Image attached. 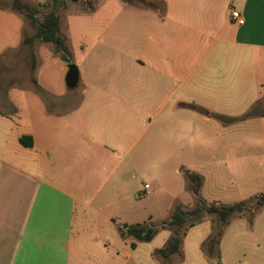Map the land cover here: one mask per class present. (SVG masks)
Masks as SVG:
<instances>
[{
  "label": "crops",
  "instance_id": "1",
  "mask_svg": "<svg viewBox=\"0 0 264 264\" xmlns=\"http://www.w3.org/2000/svg\"><path fill=\"white\" fill-rule=\"evenodd\" d=\"M152 1L154 8L123 1L97 36L119 48L120 71L111 82L86 94L88 84L78 78L66 87L82 93L48 96V108L27 109L26 123L0 100V264H80L83 257L92 264H153V252L117 230L142 223V210L128 204L135 193L150 194L141 185L146 174L171 198V211L181 193L172 177L185 170L201 176L198 195L207 203L264 191V116L226 123L199 109L236 117L257 101L264 108V0ZM232 9L243 24L230 19ZM138 13L147 15L149 29L132 54L130 21ZM34 42L22 38L19 48L32 76ZM144 68L155 76H130ZM164 109L144 125L151 133L143 137L142 114ZM22 135L31 137L30 146L19 142Z\"/></svg>",
  "mask_w": 264,
  "mask_h": 264
},
{
  "label": "rangeland",
  "instance_id": "2",
  "mask_svg": "<svg viewBox=\"0 0 264 264\" xmlns=\"http://www.w3.org/2000/svg\"><path fill=\"white\" fill-rule=\"evenodd\" d=\"M36 8L37 18L50 10H54L59 17L60 33L67 35V45L70 51V62H66L59 57V51L51 43L34 42V52L36 55V69H30V59L28 53L21 46L22 38L31 34L28 20L22 13L10 7L12 0H0V66L4 64L0 74V100L3 101L2 109H19L22 121L26 123L27 109L40 111L48 108L44 99L52 94L78 95L82 93L80 87L68 89L64 83V76L69 65H75L78 70L79 80L86 82L88 86L84 89L86 94L92 91V85L105 84L118 76L120 67L119 48L111 49L104 42L97 41V36L105 31L106 24L110 19L119 16V11L123 8L122 0H97L95 3L89 0L70 1V0H21ZM92 3L93 9H90ZM104 3V5H101ZM112 9V11H110ZM140 13L134 15L129 30L135 32L128 36L132 41V49L128 53L136 52V45L140 44L146 29V20ZM155 20L158 19L155 18ZM165 23V21H162ZM137 24V25H136ZM68 32V34H67ZM106 41V39H105ZM167 44V42L162 41ZM175 43L172 42V45ZM116 49V50H115ZM176 54H179L178 52ZM126 60V57H124ZM191 62V55L186 58V62ZM130 76L142 78L155 76L149 68L143 70L132 69ZM31 77L36 81L34 84ZM80 86V85H79ZM82 87V86H81ZM172 100L167 102L169 106ZM162 103V102H158ZM165 113L162 111L145 112L141 116L143 122L139 133L143 137L150 136L151 130L145 128L149 122L159 119ZM186 125V120H181ZM188 144H191V136L184 134ZM163 138V137H162ZM191 161V159L187 160ZM259 160L256 161L258 165ZM260 171L264 177V162L259 163ZM188 167V166H186ZM184 169L182 166L180 170ZM191 171V169L189 170ZM181 174L179 179L174 175L172 178L176 182L179 180L181 193L175 197L176 205L185 209L191 208L187 205L191 196L193 202L195 197L189 189V180ZM141 185H149L150 194L138 198L135 193L130 198L128 204L131 208L142 210V223L159 227L166 223L171 215L169 204L171 198L164 190H156V183L152 182L150 175L142 176ZM164 189V188H163ZM261 192H248L229 196L224 203H234L243 199L254 197ZM204 199V198H202ZM193 206V205H192ZM127 224V223H126ZM217 226V222L212 216L203 222L188 228L183 237L178 253L163 258L155 253L157 247H161L170 237L168 229H159L157 234L150 241L141 242L146 251L152 253L151 262L153 264H264V206L257 210L252 218L247 213L240 217H233L222 228V235L219 239L216 252L211 255L203 250L202 242L211 232L212 226ZM80 264H92L90 258L83 257ZM71 264H77L72 261Z\"/></svg>",
  "mask_w": 264,
  "mask_h": 264
},
{
  "label": "trees",
  "instance_id": "3",
  "mask_svg": "<svg viewBox=\"0 0 264 264\" xmlns=\"http://www.w3.org/2000/svg\"><path fill=\"white\" fill-rule=\"evenodd\" d=\"M61 1V0H56ZM80 1V0H70ZM92 3L97 0H89ZM126 3L140 4L150 7H156V3L152 0H123ZM90 9L92 10V3ZM94 2V3H95ZM11 6L13 9L19 11L28 20L30 26L34 29V34L27 35L23 38V43L31 45L35 40L43 43H51L54 45L56 51H59V57L70 62V51L67 45V39L60 33L59 17L54 10H50L43 14L41 18L36 16V8L21 0H12ZM191 107H194L191 105ZM201 112L212 116L223 122L230 123L235 120L247 119L254 116H264V108L260 106L259 101L255 102L245 113L240 116L230 117L211 113L204 108H199ZM19 142L24 146H30L32 140L30 136L22 135L19 137ZM185 174L189 180V189L195 201L193 206L185 209L180 205H175L169 219L166 223H162L159 227L151 226L145 223L122 224L117 227L120 237H132L140 242H146L153 239L159 229H168L171 232L170 237L165 241L161 248L155 249V253L163 258L179 252L183 237L188 228H191L212 216L217 222V226L213 225L212 230L203 241L202 247L207 255L216 252L219 239L222 235V228L233 217H240L245 214L252 215L264 206V193L258 194L254 197L243 199L238 202L229 204H215L207 203L200 198L198 193L201 186V176L185 170ZM134 247V243H131ZM218 256V253L216 252Z\"/></svg>",
  "mask_w": 264,
  "mask_h": 264
},
{
  "label": "water",
  "instance_id": "4",
  "mask_svg": "<svg viewBox=\"0 0 264 264\" xmlns=\"http://www.w3.org/2000/svg\"><path fill=\"white\" fill-rule=\"evenodd\" d=\"M78 70L75 65H69L68 70L64 77V82L68 88H73L78 82Z\"/></svg>",
  "mask_w": 264,
  "mask_h": 264
},
{
  "label": "built area",
  "instance_id": "5",
  "mask_svg": "<svg viewBox=\"0 0 264 264\" xmlns=\"http://www.w3.org/2000/svg\"><path fill=\"white\" fill-rule=\"evenodd\" d=\"M229 17L231 20H233L237 24H243L244 19L237 9H232ZM147 187H148V185L145 184L144 189H146ZM145 192H146V190L143 193H145Z\"/></svg>",
  "mask_w": 264,
  "mask_h": 264
}]
</instances>
